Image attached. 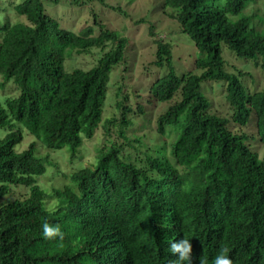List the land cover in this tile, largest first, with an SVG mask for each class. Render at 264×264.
Returning <instances> with one entry per match:
<instances>
[{
	"label": "trees",
	"instance_id": "trees-1",
	"mask_svg": "<svg viewBox=\"0 0 264 264\" xmlns=\"http://www.w3.org/2000/svg\"><path fill=\"white\" fill-rule=\"evenodd\" d=\"M46 1L60 2L0 0L1 87L12 81L20 90L0 102V264H170L177 257L167 249L183 238L193 245L192 264H212L221 248L234 264H264V159L247 130L252 123L264 146V88L252 91L249 75L229 73L223 53L229 48L264 74V0H164L165 14L199 50L201 73L179 75L173 46L155 41V66L167 74L149 96L162 113L142 138L128 132L145 109L133 111L122 87L120 117L103 120L110 74L125 62L129 40L97 20L71 32ZM95 50L92 69H66ZM206 82L226 84L231 118L214 112ZM100 128L109 140L94 161L59 171L51 154L67 149L74 165ZM54 167L58 187L43 186ZM18 189L27 193L10 200ZM45 221L61 226L62 242L43 237Z\"/></svg>",
	"mask_w": 264,
	"mask_h": 264
},
{
	"label": "rangeland",
	"instance_id": "rangeland-1",
	"mask_svg": "<svg viewBox=\"0 0 264 264\" xmlns=\"http://www.w3.org/2000/svg\"><path fill=\"white\" fill-rule=\"evenodd\" d=\"M24 0H2V2L21 3ZM88 3L82 7L71 5L68 0H60L58 5L49 4L46 1L47 12L51 17L56 18L67 30L79 33L88 26H95L96 20L98 24L106 27L111 31L121 33L129 40L126 50L125 62L117 66L110 74L108 84L107 98L104 103L103 120H111L114 117H120V111L116 108L117 89L124 88L125 95L129 96V105L133 111L140 113L138 107L143 106L146 115L137 116L136 126L131 128L128 135L136 134L138 138H142L147 132L156 129L157 117L162 113V108L157 106L149 96L150 87L161 77L167 74V69L160 70L155 66L157 60V44L155 41L162 38L166 43L173 46L174 67L179 75L187 72H197L196 61L201 54L192 39L181 31L180 24L177 20L165 14L163 4L164 0H84ZM120 9L119 10H115ZM247 12V11H246ZM264 14V10L262 12ZM4 14H1L2 17ZM2 20V18H1ZM259 21L262 18L259 17ZM260 23V22H259ZM258 25L259 30L264 32V25ZM151 30L157 35L152 37ZM226 68L229 73L239 75L244 72L249 75L243 81L252 91L260 86V90L264 88V74L261 69L256 68L254 62L239 58L229 48L223 49ZM100 51L95 50L91 55L78 57L75 62H67L66 69L74 71L75 69H92L100 56ZM3 78L0 76V102L7 98H16L20 94V90L12 81L1 87ZM225 83L206 82L202 84V92L212 103L214 112L223 117L231 118L232 111L225 99ZM143 121L145 125H143ZM253 121V120H252ZM251 121V122H252ZM150 123V124H149ZM252 124V123H251ZM250 126L249 145L256 152L260 159H264V146L260 143L257 134L254 135V127ZM144 129H141V126ZM139 126V127H138ZM238 129L237 126H232ZM236 129V130H237ZM115 140H118L119 131H113ZM239 132V131H238ZM5 135L4 131H0V137ZM151 137V135H148ZM148 140V138H146ZM109 140L107 134L100 128L95 137L91 140L86 139L80 151L81 159L72 165L69 157L62 153H68L67 149L53 152L52 162L59 168L58 170L66 174H70L82 166H89L94 161L97 150ZM147 144L149 141H145ZM29 142L21 148V151L28 147ZM158 144V143H157ZM45 153V152H44ZM54 167L50 170L49 176L42 178L40 183L45 187L51 185L58 187V178L53 176ZM51 183V184H50ZM27 193L25 189L15 191L10 200H15Z\"/></svg>",
	"mask_w": 264,
	"mask_h": 264
},
{
	"label": "clouds",
	"instance_id": "clouds-1",
	"mask_svg": "<svg viewBox=\"0 0 264 264\" xmlns=\"http://www.w3.org/2000/svg\"><path fill=\"white\" fill-rule=\"evenodd\" d=\"M42 235L47 240H58L62 242L65 233L62 231L59 224L53 225L48 222L42 224ZM60 246H63L62 243ZM167 251L177 257L170 261V264H192L193 262V245L189 239L183 238L179 241L171 242ZM229 249L221 248L220 252L212 261V264H234L233 260L227 255ZM200 264H208L207 259L200 258Z\"/></svg>",
	"mask_w": 264,
	"mask_h": 264
}]
</instances>
